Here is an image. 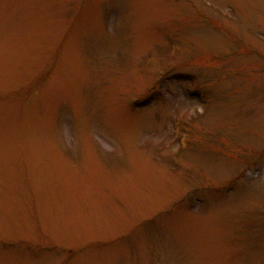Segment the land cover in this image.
Returning a JSON list of instances; mask_svg holds the SVG:
<instances>
[{
	"label": "rangeland",
	"instance_id": "374dc122",
	"mask_svg": "<svg viewBox=\"0 0 264 264\" xmlns=\"http://www.w3.org/2000/svg\"><path fill=\"white\" fill-rule=\"evenodd\" d=\"M0 264H264V0H0Z\"/></svg>",
	"mask_w": 264,
	"mask_h": 264
}]
</instances>
